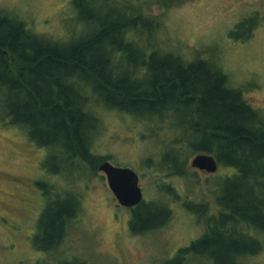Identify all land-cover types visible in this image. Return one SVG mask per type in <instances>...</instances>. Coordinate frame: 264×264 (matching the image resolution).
<instances>
[{
	"label": "trees",
	"instance_id": "1",
	"mask_svg": "<svg viewBox=\"0 0 264 264\" xmlns=\"http://www.w3.org/2000/svg\"><path fill=\"white\" fill-rule=\"evenodd\" d=\"M157 3L169 9L183 0ZM73 5L83 15L74 19L81 28L65 41L39 34L0 9V125L26 129L38 147L54 150L51 163L67 158L64 165L77 162L78 172L86 165L95 176L108 159L93 153L104 112L136 117L147 126L145 139H159L167 129L172 140L158 150L170 177L188 176L190 158L201 154L233 173L217 195L220 218L189 253L214 264H247L263 250L258 235H264V112L246 101L218 57L201 52L185 58L167 41L150 44L140 23H154L160 36L161 20L145 14L127 21L111 14L93 18L87 14L93 0ZM259 26L243 20L230 38L250 41ZM82 210L80 196L46 207L39 224L43 250L64 244ZM130 210L135 235L160 230L173 218L170 209L145 201ZM168 264L185 263L178 258Z\"/></svg>",
	"mask_w": 264,
	"mask_h": 264
},
{
	"label": "rangeland",
	"instance_id": "2",
	"mask_svg": "<svg viewBox=\"0 0 264 264\" xmlns=\"http://www.w3.org/2000/svg\"><path fill=\"white\" fill-rule=\"evenodd\" d=\"M73 1L0 0V9L29 23L39 34L65 41L81 28L74 22L75 13L78 18L82 14ZM180 5L166 9L157 0L113 4L93 0L94 7L87 14L93 18L111 14L126 21L145 14L161 20L159 35L164 40L155 35L154 23H140L139 30L150 44L167 41L163 44L185 58L201 52L204 57H218L233 84L245 90L246 101L264 112V0H183ZM243 20L260 26L250 41L235 42L230 34ZM114 113L100 116L103 129L94 139V155L134 170L147 206L170 209L173 218L160 230L135 235L130 228L134 214L120 206L104 173L95 176L86 165L78 172L74 170L77 162L62 163L67 158H55L51 163L54 150L38 147L26 129L1 122L0 264H166L215 225L221 216L217 195L232 171L219 167L212 175L195 169L193 157L188 176L170 177L163 172L165 157L158 149L162 142L172 140L171 133L165 129L159 139H145V124L136 117ZM79 196L83 210L70 223L66 241L59 248L43 250L47 244L40 241L39 224L46 207L57 199ZM203 204L210 211L203 212ZM258 237L263 239V250L247 264H264V235ZM188 264L214 263L195 257Z\"/></svg>",
	"mask_w": 264,
	"mask_h": 264
},
{
	"label": "water",
	"instance_id": "3",
	"mask_svg": "<svg viewBox=\"0 0 264 264\" xmlns=\"http://www.w3.org/2000/svg\"><path fill=\"white\" fill-rule=\"evenodd\" d=\"M192 167L209 174H216L219 164L214 157L201 154L192 161ZM99 171L106 175L109 188L120 206L133 209L144 202L143 189L140 187V177L134 170L116 167L110 162H105Z\"/></svg>",
	"mask_w": 264,
	"mask_h": 264
},
{
	"label": "flooded vegetation",
	"instance_id": "4",
	"mask_svg": "<svg viewBox=\"0 0 264 264\" xmlns=\"http://www.w3.org/2000/svg\"><path fill=\"white\" fill-rule=\"evenodd\" d=\"M213 175V174H212ZM144 193V192H143ZM130 210V209H129ZM131 212V214H132V212L134 211V210H130ZM128 224H129V221H128ZM131 227V226H130ZM196 241H198V240H196ZM191 244H192V242H191ZM193 245V244H192ZM192 245H191V248H192ZM190 246V245H189ZM190 248V249H191ZM190 249H188V250H185V249H182V250H178L177 252H176V255H175V257L173 258V259H171V261H169V262H167L166 264H168V263H171V262H174L176 259H178V258H183L184 259V263L185 264H188V260H190L191 258H195V257H198V258H200V259H205V256H203V255H199V254H196V252H190L189 253V250ZM185 251L187 252V254L185 255V254H183V253H185ZM84 264H86V263H84Z\"/></svg>",
	"mask_w": 264,
	"mask_h": 264
}]
</instances>
